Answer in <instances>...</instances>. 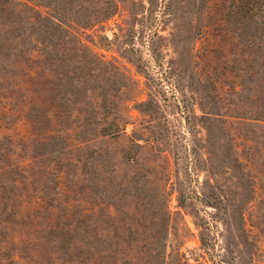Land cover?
Wrapping results in <instances>:
<instances>
[{"label":"rangeland","instance_id":"obj_1","mask_svg":"<svg viewBox=\"0 0 264 264\" xmlns=\"http://www.w3.org/2000/svg\"><path fill=\"white\" fill-rule=\"evenodd\" d=\"M0 264H264V0H0Z\"/></svg>","mask_w":264,"mask_h":264},{"label":"trees","instance_id":"obj_2","mask_svg":"<svg viewBox=\"0 0 264 264\" xmlns=\"http://www.w3.org/2000/svg\"><path fill=\"white\" fill-rule=\"evenodd\" d=\"M247 1V4H252L254 0H246Z\"/></svg>","mask_w":264,"mask_h":264}]
</instances>
